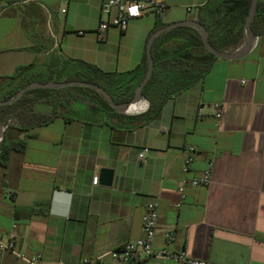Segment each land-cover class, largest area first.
<instances>
[{"label": "crops", "instance_id": "0c3cea01", "mask_svg": "<svg viewBox=\"0 0 264 264\" xmlns=\"http://www.w3.org/2000/svg\"><path fill=\"white\" fill-rule=\"evenodd\" d=\"M102 1L0 0V77L20 65L36 63L46 73L77 59L106 72H127L144 61L148 69L156 25L195 19L208 0H164L163 14L145 12L125 30L110 26L99 40ZM257 36L247 54L217 57L201 81L169 97L155 116L147 114L148 99L119 112L72 90L46 124L24 130L7 118V139L24 138L26 145L0 169V238L16 221L23 254H41V264H77L142 236L144 207L158 199L155 250L184 249L215 264H264V38ZM246 41L245 33L234 50ZM215 102L222 103L219 121ZM52 106L36 99L35 111L48 117ZM189 145L196 151L188 176L211 162V181L187 186L177 207ZM103 167L114 169L110 185L100 181ZM166 230L174 232L172 241ZM0 264L30 263L3 251ZM105 264L121 263L107 258Z\"/></svg>", "mask_w": 264, "mask_h": 264}, {"label": "trees", "instance_id": "16d2710c", "mask_svg": "<svg viewBox=\"0 0 264 264\" xmlns=\"http://www.w3.org/2000/svg\"><path fill=\"white\" fill-rule=\"evenodd\" d=\"M253 0H208L199 7L195 20L206 29L209 42L221 51L239 47L245 36V22ZM158 23L155 28L164 26ZM256 35L264 38V0H258L251 20ZM153 73L143 87V94L150 101L148 116H155L165 101L174 94L201 81L217 57L203 41L201 33L191 25H178L160 32L152 43ZM147 62L127 72H106L84 60H71L68 64L44 73L36 70V63L20 65L11 76L0 77V100L12 98L21 88L33 81L47 82L86 80L105 88L116 103L132 99L137 85L143 79ZM86 92L99 100L105 108L113 110L103 94L85 85H68L57 88L36 87L27 90L11 103L0 104V123L9 117L19 120L20 129L46 124L58 114L60 106H67L69 92ZM36 99L53 104L48 117L35 111ZM10 127L12 124L7 123ZM26 139L9 140L6 135L0 141V169L5 167L13 151H22Z\"/></svg>", "mask_w": 264, "mask_h": 264}, {"label": "built area", "instance_id": "2783aa9c", "mask_svg": "<svg viewBox=\"0 0 264 264\" xmlns=\"http://www.w3.org/2000/svg\"><path fill=\"white\" fill-rule=\"evenodd\" d=\"M166 7L167 5L164 0H103L100 6L101 18L97 29L98 39L103 40L105 38L110 26L125 30L131 19L149 11L161 15L164 13ZM188 9H191V7H188ZM62 11H65V9H62ZM82 32V30L79 31V33ZM213 107L215 110L214 116L219 121L222 116V103L215 102ZM199 115H202L201 111ZM148 151L147 147L143 148L139 153V158H145ZM195 151V146L189 145L187 147V154L182 167L184 176L178 184L180 197L175 204L177 207H180L186 198L187 186L208 185L211 181V162L200 174L192 177L188 176L195 159ZM92 181L93 184H97L98 176H94ZM159 207L160 203L158 199H152L146 203L142 215V236L130 240L118 248H111L96 257L85 258L77 264H105L107 258L116 260L121 264H131L134 261L148 258L172 259L176 264H215L207 259L193 257L184 249L178 252L154 249V241L158 235ZM163 235L167 241H172L174 238L172 230L164 231ZM3 251H11L30 264H41V254L26 256L19 250L16 221L12 223L8 237L0 238V252Z\"/></svg>", "mask_w": 264, "mask_h": 264}, {"label": "water", "instance_id": "95a60500", "mask_svg": "<svg viewBox=\"0 0 264 264\" xmlns=\"http://www.w3.org/2000/svg\"><path fill=\"white\" fill-rule=\"evenodd\" d=\"M257 1L258 0L252 1L250 13H249V15L246 19V22H245V33L247 36V41L240 48H238L237 50L231 51V52H226V51H221L219 49H216L209 42L208 34H207L205 27L195 19H186V20L177 21V22L167 24V25L157 29L152 34L150 41H149L148 52H147V56H148L147 72H146L143 80L141 81V83L138 85L134 97L129 102L116 103L114 101L113 97L109 94V92L105 88H103L102 86H100L94 82H90V81H86V80H69V81L50 80L47 82H42V81L30 82L27 85H25L23 88H21L12 98L6 99V100H0V104L11 103V102L15 101L16 99H18L20 96H22L27 90L32 89V88H36V87L57 88V87L68 86V85H85V86H89L91 88H94V89L98 90L101 94H103L105 99L108 101V103L115 110H117L119 112H124L127 110L130 103L136 102L137 100H139L141 98H144L147 100V97L143 94V87L153 73L154 59H153L151 47H152V43L154 41V38L156 37V35L158 33L169 30V29L176 27L178 25H191V26H194L201 33L203 41L205 42L206 46L209 48V50L216 57L224 58V59H236V58H239V57L247 54L251 50V48L253 47L255 42L257 41L258 36L255 34V32L251 28V20L253 18L254 13H255ZM4 135H5V125L0 123V141L3 139ZM113 175H114V169L113 168H109V167L101 168V171H100L101 183H104L106 185H110L112 183Z\"/></svg>", "mask_w": 264, "mask_h": 264}]
</instances>
